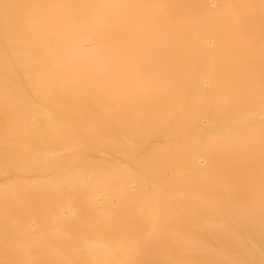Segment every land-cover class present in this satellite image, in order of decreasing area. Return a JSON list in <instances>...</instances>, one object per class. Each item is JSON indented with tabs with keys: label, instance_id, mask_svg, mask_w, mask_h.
Wrapping results in <instances>:
<instances>
[{
	"label": "bare ground",
	"instance_id": "obj_1",
	"mask_svg": "<svg viewBox=\"0 0 264 264\" xmlns=\"http://www.w3.org/2000/svg\"><path fill=\"white\" fill-rule=\"evenodd\" d=\"M0 264H264V0H0Z\"/></svg>",
	"mask_w": 264,
	"mask_h": 264
}]
</instances>
